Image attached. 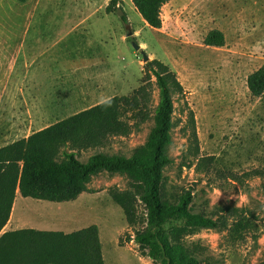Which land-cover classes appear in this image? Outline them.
Listing matches in <instances>:
<instances>
[{
    "label": "rangeland",
    "instance_id": "rangeland-1",
    "mask_svg": "<svg viewBox=\"0 0 264 264\" xmlns=\"http://www.w3.org/2000/svg\"><path fill=\"white\" fill-rule=\"evenodd\" d=\"M36 1L0 0V149L115 97L131 95L144 77L145 52L150 61L159 60L175 71L185 89L183 96L174 97L172 164L165 173L169 197L191 193L192 213L228 223L224 231L195 232L184 239L185 246L195 252L200 264H262L264 95L251 96L248 78L264 66V0H171L163 9L160 30L145 24L131 0H118L112 14L106 12L112 0H95L98 12L70 40L80 43L87 58L105 55L109 67L96 75L72 76L71 83L63 85L57 84L55 67L47 68L49 60L44 63L46 59L38 57L39 44L52 45L58 34L44 17L76 19L89 14L71 13L66 8L71 0H56V9L49 7L45 12L43 7L48 2L54 5L55 0H41L39 6ZM32 17L30 34H26L27 19ZM214 30L225 35L224 47L205 45ZM48 33L49 40L40 39ZM134 44L141 50L136 51ZM29 52L31 60L38 61L35 69L45 71L38 76L22 73ZM153 90L156 106L159 91L156 86ZM152 126L149 123L140 132L116 138L106 149L81 152L78 158L84 163L100 153L130 158L147 142ZM202 159L210 160L199 166ZM89 189L77 201L64 204L23 200L18 195L19 206L5 231L71 234L96 226L105 264H156L134 240L137 231L147 227L145 207L136 204L137 223L132 224L112 197L130 190L128 179L102 174ZM226 208L237 212H224Z\"/></svg>",
    "mask_w": 264,
    "mask_h": 264
},
{
    "label": "trees",
    "instance_id": "trees-1",
    "mask_svg": "<svg viewBox=\"0 0 264 264\" xmlns=\"http://www.w3.org/2000/svg\"><path fill=\"white\" fill-rule=\"evenodd\" d=\"M117 1L110 2L107 13H115ZM170 1L131 0L145 24L154 30L162 29L163 9ZM123 19L127 22L125 15ZM225 43V35L218 30L205 39L209 47L222 48ZM154 86L159 91L156 106L152 98ZM248 89L254 99L264 95V66L249 76ZM184 94L177 73L153 60L145 65L141 86L131 95L115 97L0 149V264H105L96 226L71 234L31 229L3 233L18 195L55 204L71 203L88 193L93 179L102 174L128 179L130 190L115 192L112 197L130 223H137L136 204L140 202L145 207L147 227L137 231L134 240L156 264H200L184 239L202 229L227 230L228 223L223 218L214 220L192 213L191 193L176 199L169 197L165 173L172 164L174 97ZM191 118L195 127L193 113ZM149 123L153 126L147 142L136 148L130 158L100 153L85 163L79 160V153L106 149L112 140L140 132ZM193 138L197 143L196 129ZM209 160L202 159L199 166ZM224 212L237 210L226 208ZM168 224L172 226L166 229Z\"/></svg>",
    "mask_w": 264,
    "mask_h": 264
},
{
    "label": "crops",
    "instance_id": "crops-1",
    "mask_svg": "<svg viewBox=\"0 0 264 264\" xmlns=\"http://www.w3.org/2000/svg\"><path fill=\"white\" fill-rule=\"evenodd\" d=\"M43 2V0H42ZM41 0L36 1V3L39 5L42 4ZM58 1L55 0L54 5H52L51 2H48V6H42L44 9V12L46 10L50 9H56ZM110 4V3H109ZM69 6L66 8L72 13L76 12V15H88L84 18L77 17L76 19L71 18V17H62L58 19V16L55 17H44V20H46V23L49 24V26H52L53 28H56L55 31H57L58 34H56V38L54 40V43L52 45L41 46L42 44L40 43L39 48L41 51V54H39L38 57L46 59L44 60V63L49 60L48 67L50 68L52 66L55 67V72L57 75L56 81L57 84L58 82H61L60 84H70L72 80V76L74 78H77L78 75L81 76H87V75H96L98 72H104L106 68L108 69L109 67V62L107 57L101 58H95V60L87 58V51L82 48H80V43L76 42L71 43V38H73L74 34H78L79 30L83 27H86L88 23H90L93 19H90L91 15L94 13L98 12V3L95 2V0H71L68 3ZM109 6V5H108ZM119 6V5H118ZM37 7V5L35 6ZM40 8V7H39ZM38 8V9H39ZM37 9V10H38ZM89 9V12H83L85 10ZM107 9V8H106ZM28 20V31L26 32L30 34V25L34 18H29ZM62 27V29H61ZM88 28H85V33H87ZM49 34V35H48ZM44 34L40 36L41 40H49L51 33ZM84 37L85 34H82ZM78 38L77 36H75ZM27 38V36H24V41ZM25 43V42H24ZM84 51V52H82ZM91 57V56H90ZM25 59L23 60V67H22V73H30L32 74L35 72L37 76L45 72L42 69H35V66L37 65L38 61L35 59L31 60L32 54L29 52L28 57H24ZM37 59V58H36ZM51 59V60H50ZM51 61V62H50ZM42 67V66H40ZM35 69V70H34ZM14 72V71H13ZM59 75V77H58ZM67 75V76H63ZM70 75V76H69ZM77 76V77H76ZM31 78V77H30ZM20 199L17 197L16 202L14 204V209L11 218L13 217V214L15 213L17 207L19 206V201ZM23 200H28L23 198ZM24 205V204H23ZM11 222V220H10ZM9 222V223H10ZM9 225V224H8ZM7 225V227H8ZM6 227V228H7ZM5 228V229H6ZM6 231L4 230L3 233Z\"/></svg>",
    "mask_w": 264,
    "mask_h": 264
},
{
    "label": "water",
    "instance_id": "water-1",
    "mask_svg": "<svg viewBox=\"0 0 264 264\" xmlns=\"http://www.w3.org/2000/svg\"><path fill=\"white\" fill-rule=\"evenodd\" d=\"M131 36H132V34H129L128 37H131ZM134 46H135L136 51L141 50V47L139 45L134 44ZM142 56H143L144 63L147 64L148 62H150V57L145 52L142 53Z\"/></svg>",
    "mask_w": 264,
    "mask_h": 264
}]
</instances>
